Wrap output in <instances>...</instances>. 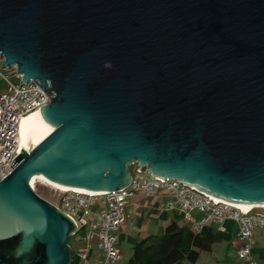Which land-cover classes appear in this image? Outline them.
<instances>
[{"label":"water","instance_id":"1","mask_svg":"<svg viewBox=\"0 0 264 264\" xmlns=\"http://www.w3.org/2000/svg\"><path fill=\"white\" fill-rule=\"evenodd\" d=\"M0 59L55 92L56 127L0 182V264H73L39 173L107 192L139 162L264 205V0H0Z\"/></svg>","mask_w":264,"mask_h":264},{"label":"built area","instance_id":"2","mask_svg":"<svg viewBox=\"0 0 264 264\" xmlns=\"http://www.w3.org/2000/svg\"><path fill=\"white\" fill-rule=\"evenodd\" d=\"M3 61L0 59V65ZM16 74L21 79L20 84L12 83L7 76L0 73L7 83V92L0 93V182L13 172L15 166L12 167V164L21 154V119L42 110L41 108L51 103V97L55 96L54 91L47 92L37 81L24 83L22 75L17 72ZM131 166L135 170L134 173L131 172V181L126 187L101 194L60 191V204L54 205L73 221L75 227L71 238L80 236L88 242L98 238L102 257L97 264H118L120 261L116 231L125 221L128 199L136 193L156 196L160 190L168 193L164 206L179 210L183 220L192 224L196 232L213 226L218 227L220 233H224L227 230L226 223L232 222L239 240L237 256L240 262L264 264L254 260L252 256L254 231L264 228V207L243 208L234 202L207 196L201 192L202 189L189 183L157 176L147 165L141 167L139 162H134ZM95 203L101 204L102 209L96 210ZM77 257L79 264H91L90 249L79 253Z\"/></svg>","mask_w":264,"mask_h":264},{"label":"crops","instance_id":"3","mask_svg":"<svg viewBox=\"0 0 264 264\" xmlns=\"http://www.w3.org/2000/svg\"><path fill=\"white\" fill-rule=\"evenodd\" d=\"M167 200L168 193L166 190H160L156 196H146L142 193H136L128 199L125 210V221L116 231L120 249V261L118 264L123 260L127 249L134 248L138 242L150 236L162 235L170 223L174 221L179 223L183 220L179 210L167 209L164 206ZM186 224V226L189 225L188 223ZM226 227L227 230L222 233V241L219 244L222 245V243L227 242L228 247L225 249L224 260L222 262L218 260L217 262L219 264H242L237 256L239 240L236 237L235 226L232 222H228L226 223ZM253 241V259L264 263V228H258L254 231ZM89 246H91L89 248L91 250L90 262L91 264H97L102 256L95 257L93 245L89 244ZM125 248L127 249L125 250ZM199 260L195 264H198Z\"/></svg>","mask_w":264,"mask_h":264},{"label":"trees","instance_id":"4","mask_svg":"<svg viewBox=\"0 0 264 264\" xmlns=\"http://www.w3.org/2000/svg\"><path fill=\"white\" fill-rule=\"evenodd\" d=\"M221 241V233L213 226L196 232L174 221L165 228L162 235L150 236L138 242L128 264L196 263L202 251L211 250L214 244Z\"/></svg>","mask_w":264,"mask_h":264},{"label":"rangeland","instance_id":"5","mask_svg":"<svg viewBox=\"0 0 264 264\" xmlns=\"http://www.w3.org/2000/svg\"><path fill=\"white\" fill-rule=\"evenodd\" d=\"M15 72H16L15 67L4 68V67H2V65H0V73L1 74L7 76L12 83L20 84L21 79L19 78V76ZM3 92L4 93L7 92V83L0 76V93H3ZM134 170H135V167L131 166L130 171L134 173ZM35 188H36L38 195H40L42 198L48 200L53 205L58 206L60 204V193L61 192L58 189H56L54 187L52 188L43 182L42 183L38 182L36 184ZM94 207L98 211L102 209L101 204H99V203H95ZM256 211H260V210H255V212ZM179 223H180V225H183V226L187 225L186 224L187 222L185 220H181ZM188 224H189L188 227L193 229L192 224H190V223H188ZM215 229L217 232H219L218 227H216ZM221 235H222V233H221ZM98 242H99V240L97 237L94 240H92L91 242L82 240V238L80 236L72 237L69 241V245L75 253L74 264H79L77 255L79 253L87 251L89 249V244L93 245V252H94L95 257L102 256L101 251L98 249ZM219 243L214 244L211 251H207V250L202 251L201 252V258L199 257L200 260H199L198 264H217L218 260H221V262H222L224 260V253L226 252L225 249H227L228 243L225 242V243H222V245ZM126 249L127 248H125V250ZM125 252H127V253L125 254V256H124V258L120 264H128L129 263L130 257L133 254V248L131 247L130 249H127ZM184 263L185 264H195V263H190L188 261H185Z\"/></svg>","mask_w":264,"mask_h":264},{"label":"bare ground","instance_id":"6","mask_svg":"<svg viewBox=\"0 0 264 264\" xmlns=\"http://www.w3.org/2000/svg\"><path fill=\"white\" fill-rule=\"evenodd\" d=\"M56 127L51 125V123L46 119L42 110L32 112L27 116H24L20 121L19 125V145L21 150L26 152L31 151L36 145H38L41 141H43L48 135H50ZM38 182H43L50 187H54L59 191L73 190V191H81L86 193H105L106 191L98 190V191H85L73 187H69L63 185L46 175L39 173L34 176L31 186L35 189V186ZM194 185V184H193ZM202 189V188H201ZM237 205L243 208H252V207H264L263 204H244V203H236Z\"/></svg>","mask_w":264,"mask_h":264}]
</instances>
